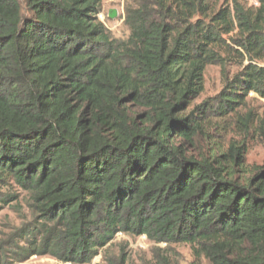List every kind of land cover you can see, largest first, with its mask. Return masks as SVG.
<instances>
[{"label":"trees","instance_id":"1","mask_svg":"<svg viewBox=\"0 0 264 264\" xmlns=\"http://www.w3.org/2000/svg\"><path fill=\"white\" fill-rule=\"evenodd\" d=\"M103 1L0 0V210L23 194L30 214L0 264H89L118 234L264 264V165L212 124L246 128V98L264 99V0H124V40ZM210 66L222 87L195 104Z\"/></svg>","mask_w":264,"mask_h":264},{"label":"rangeland","instance_id":"2","mask_svg":"<svg viewBox=\"0 0 264 264\" xmlns=\"http://www.w3.org/2000/svg\"><path fill=\"white\" fill-rule=\"evenodd\" d=\"M241 1L247 6H255L256 4L255 0ZM123 4L124 0H104L97 15L98 20L104 23L111 35L119 40L126 39L128 34L121 18ZM110 10L117 11L118 16L115 20L108 19L107 14ZM234 70L235 68L228 69L230 72ZM221 87L220 69L216 66L208 67L204 74V91L195 104L203 101L210 102L218 94ZM248 113L252 114L253 120L246 128L238 126L231 116L225 122L213 118V126H216L217 129L220 128L219 136L217 135L218 137L213 140L221 147H225L231 141L242 144L246 151L247 166H261L264 165V99L250 93L245 100V107L240 110L239 115L243 117ZM210 134H213V131ZM12 192L18 193L15 187L12 188ZM29 221L30 214L26 197L21 194L18 201L16 200L0 210V245L8 239L15 229ZM156 248L166 250L168 257L177 264H196L191 249L187 245H155L144 236L128 237L122 234H118L109 246L100 250L89 264H106L107 258L119 255L122 250L127 254L129 264H143L152 261V251ZM1 262L5 264H69L44 256H34L24 262H13L6 257ZM198 264H207V262L201 260Z\"/></svg>","mask_w":264,"mask_h":264},{"label":"water","instance_id":"3","mask_svg":"<svg viewBox=\"0 0 264 264\" xmlns=\"http://www.w3.org/2000/svg\"><path fill=\"white\" fill-rule=\"evenodd\" d=\"M118 14L116 10H110L107 14L108 19L115 20L117 18Z\"/></svg>","mask_w":264,"mask_h":264}]
</instances>
